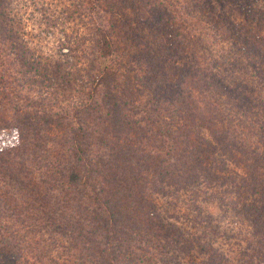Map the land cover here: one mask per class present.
<instances>
[{
	"label": "trees",
	"instance_id": "trees-1",
	"mask_svg": "<svg viewBox=\"0 0 264 264\" xmlns=\"http://www.w3.org/2000/svg\"><path fill=\"white\" fill-rule=\"evenodd\" d=\"M76 1H31L34 10L29 19H33L44 35L56 28L63 32L65 39L60 48H67L69 54L58 56H68L72 52L76 61L83 60L78 53L85 52L86 47L92 44L94 67L86 69L79 66L82 70L72 72L76 78L73 91L80 96L77 108L70 109V112L63 111L62 114H46L43 110L19 116L17 114L14 122L9 125L8 130L15 138V143L17 142L12 158L18 157L21 162L27 161L29 157L39 159L38 169L44 170L50 177L39 181V184L35 179L27 177L24 186L27 190L23 191L27 192L31 200L38 194L37 199L42 204L45 220L70 233L93 254L96 252L98 263L148 264L140 253L146 249H155L158 250V256L153 257L149 263L167 264L173 257V251L183 255L188 252L190 254L191 249L187 250L176 244L180 239L177 227L163 222L165 220L153 204L152 197L164 194L168 186H173L177 191L195 189L200 183L197 175L207 170V167H203V161L210 159V150L203 147L199 150L197 146L201 138L195 127L193 110L188 105L192 93L182 88L185 85L183 81L177 84L173 82V86H170L167 71L160 70L156 73L152 71L153 68L142 77L132 76L129 72L122 73L111 60L119 51L122 53L130 51L132 47L134 49L136 35L133 36L132 32L140 26V22L147 21L145 14L149 11L157 14L152 16L161 22V26L164 24L159 13H155L159 11L157 7L161 0ZM191 1L203 4L207 0ZM219 1L226 6L224 0ZM238 1L247 6L250 0ZM129 4L132 5L129 7ZM126 8H131L133 13L137 11L134 19L130 18L132 22H127V19L124 21V17H128L127 13L123 15ZM24 16L21 9L15 7L13 0H0V45L6 44L9 53L18 61L20 73L25 80L20 83L21 88L28 82H35L50 92L53 88L59 90L63 85L69 84L71 73L63 68V61L56 63L55 59L41 56L28 47L25 38L27 33L22 26ZM111 16H116L117 20H113ZM247 16H251L250 12H247ZM176 18L173 17V20ZM253 18L258 22L256 27L264 32V16ZM218 19L225 27L233 26L223 14ZM112 20L118 21V24ZM178 23L171 39L167 37L173 47V69L175 61L183 66L186 59L183 74H186L190 83H196L202 92L210 93L218 89L221 95L227 94L225 87L214 78L217 65L200 45V35L188 36L182 23L179 20ZM66 29L70 31L67 32ZM227 33L222 34L221 38L235 45L241 40L251 47L255 40L261 39L259 35L254 37V33H245V39L241 37L237 40V34L233 31ZM76 43L79 46L73 48ZM259 43L263 45L262 42ZM8 55L4 56L0 51V82L8 76V69L3 68L4 57L12 62ZM171 68L172 66L169 67ZM221 111L215 118H219L223 124ZM108 116L109 119L106 120ZM151 116L156 120L157 117L173 118L179 126L181 122L182 127L174 128L173 133L153 129L152 123L156 122ZM115 118L118 120L107 122ZM106 123L113 132L108 130ZM186 128L192 132L186 134ZM48 131H60L69 139L70 156L65 159L63 166L56 168L59 177L51 175L53 165L45 167V158L36 153ZM181 131L186 138L181 142L180 152H177L173 144L178 142L177 136ZM189 134L192 135L188 136ZM131 135H134V144L128 145ZM262 135L264 136V131L261 132L260 136ZM107 137H111L112 141H107ZM135 137L146 141L149 139L151 143L157 144L163 150L164 157L160 154L154 157L151 153L136 148ZM126 139L127 142L124 141ZM148 144L149 142L144 147ZM222 147H226L225 143ZM91 154H96L94 163L88 160V155ZM52 159L56 160L55 157ZM261 162L262 160L254 161L255 172L256 165ZM154 165L158 166L155 177L162 179L152 186L146 174ZM17 172H20L17 177L24 173L28 175L24 170V173ZM234 175L229 180L222 177V180L236 183V193H240L242 186H248L249 190L254 187L259 190L258 210H252L246 217L251 223L252 239L244 242L247 248L250 245V253L255 255L257 249H264V178L261 179L264 174L258 176V179L256 174L251 173ZM258 182L260 186L256 185ZM43 184L44 191L41 192L40 186ZM12 201L13 198L6 196L0 199V264H26V259L24 262L20 261V247L10 232L11 226L7 225L11 215H18ZM133 243L136 246L138 243L143 245L142 249L138 247L141 249L138 253ZM210 247L207 246V260L211 264H218ZM165 255L169 260L163 262ZM262 260V256L255 255L247 264H261ZM74 264H83V261L80 259Z\"/></svg>",
	"mask_w": 264,
	"mask_h": 264
},
{
	"label": "rangeland",
	"instance_id": "rangeland-1",
	"mask_svg": "<svg viewBox=\"0 0 264 264\" xmlns=\"http://www.w3.org/2000/svg\"><path fill=\"white\" fill-rule=\"evenodd\" d=\"M31 1L38 0H13L15 7L20 8L21 13L25 14L22 26L27 33L25 38L28 41V47L41 56L55 59L56 63L63 61V68L71 73L72 77H69L68 85H63L59 90L53 88L51 92L35 82H28L24 88H21L20 83L24 78L20 73L18 61L16 62L15 57L9 53L6 44L0 45L1 54L4 56L9 54L12 61L10 62L6 57L3 58L5 63L3 68L8 69V76L0 82V199L5 196L9 199L13 198L12 202L17 208L19 216L11 215L7 225L11 226L10 232L13 233L20 247L21 262L26 259V264L35 262L74 264L81 259L83 264H100L96 259V252L93 254L70 233L45 220L41 209L42 204L37 199L38 194L34 200H31L27 192L23 191L27 190L24 188L27 177L35 179L37 184L39 181L50 179L47 172L38 169L39 159L34 160L29 157L27 161L21 162L18 157L12 158L17 142L15 143V138L8 127L14 122L16 115L40 110L46 114H62L63 111L70 112V109L77 108L80 96L73 91L76 78L72 72L82 70L79 66L86 69L94 67L92 44L86 47L85 52L78 53L83 60L76 61L72 52L68 56H58L69 54L67 48H60L65 39L63 32L60 28H56L57 30L53 29L52 32L44 35L33 19H29L34 10V4ZM224 1L226 6H223L219 0H207L203 4H197L191 0H165L164 2L161 0L157 7L159 11L155 13H159L164 24L161 26V22L152 16L157 14L149 11L145 14L147 21L140 22V26L136 29L132 28L135 31L132 35H136L134 49L132 50V47L130 51H122V53L119 51L111 58L113 65L121 69L122 73L129 72L132 76L142 77L153 68L152 71L156 73L160 70L167 71L170 86H173V82L177 84L183 81L185 85L182 88L192 93L188 105L193 110L195 127L201 138L197 146L199 150L202 147L210 150L208 153L210 159L203 161V167H207V170L197 175L200 183L195 189L177 191L173 186H168L164 194L152 197L153 204L165 220L163 222L177 227L180 239L176 241V244L181 248L191 249L190 254L188 252L183 255L173 251L170 261L165 255L163 262L168 261L167 264H211L207 260L209 256L207 246L213 249L218 264H247L255 255L262 256L261 264H264V249H261L263 253L257 249L254 255L250 253L249 244L248 248L244 246L246 240L252 239L251 223L246 217L252 210H258L259 190L256 187L249 190L248 186H242L240 193H236L234 187L236 183L231 184L229 181L222 180V177L226 180L235 177L234 173L256 174L257 179L264 174V136H260L264 131V32L256 27L258 22L253 18L264 16V0H250L247 6L242 5L238 0ZM131 5L129 4V7ZM127 8L123 12V15L128 14L127 18L124 17V21L127 19V22L128 20L132 22L137 11L133 13L131 8ZM247 12H250L251 16H247ZM220 14L225 15L233 26L225 27V24L218 19ZM150 17H152L151 20ZM173 17L178 19L173 20ZM111 18L115 20L116 16ZM178 20L185 27V33L188 36L200 35V45L206 49L217 65L214 69V78L225 87L227 94L221 95L218 89L210 93L202 92L196 83L194 85L190 83L186 74L185 76L183 74L186 59L183 66L175 61V69H173V52H171L173 47L167 37L171 39L173 36V30L176 31V26L179 24ZM113 22L118 24V21ZM66 31L70 30L66 29ZM227 31L237 34V40L241 37L245 39V33H254V37L259 35L261 39L255 40V45L251 47L241 40L235 45L221 38L222 34H228ZM78 46L79 43H76L73 48ZM170 66H172L171 69H169ZM152 76L155 77L154 74ZM220 110H222L223 124L220 123L219 118H215ZM102 113L106 114L104 110ZM157 118L156 120L154 116H151V119L156 122L152 123L153 129L173 133L174 128L182 127L181 122L179 126L173 118ZM116 120L118 119H110L107 122ZM106 127L109 128L107 123ZM108 130L113 132L111 128ZM190 132H192L191 129L186 128L185 133ZM190 135L192 134L188 136ZM185 138L181 131L177 136L178 142L173 144L177 152H180L181 142ZM106 140L112 141V138L107 137ZM135 140L138 146L136 148L143 149L154 157L159 154L162 158L164 157L163 150L159 149L157 144L151 143L149 139L146 141L144 138L135 137ZM124 141L127 142V139ZM148 142L145 148L144 145ZM129 143L128 145L134 144V135H131ZM223 143L226 145L224 148ZM17 149L20 150L19 147ZM36 150L37 154L45 158H43L45 167L53 165L51 175L59 177L56 168L63 166L65 159L70 156L68 136L60 131H48L45 141ZM53 157L56 160H53ZM88 160L94 163L96 154L88 155ZM253 160L255 162L262 160L256 165V172L253 168L255 165ZM157 169L158 166L154 165L146 174L152 186L162 179L155 177ZM17 171H22L23 176L17 177L20 173ZM263 178L264 176L261 177ZM256 185L260 186L259 182ZM44 186V184L40 186L41 192L44 191ZM133 245L136 246L135 243ZM138 247L142 249L143 245L138 243L134 247L137 253L141 250ZM146 251H141L140 255L150 264L151 259L158 256L156 255L158 250L146 249ZM90 257L92 259L87 260Z\"/></svg>",
	"mask_w": 264,
	"mask_h": 264
}]
</instances>
